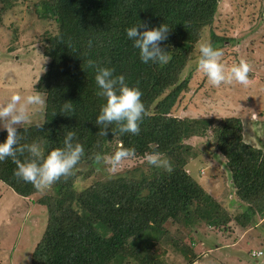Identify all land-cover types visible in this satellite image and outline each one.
<instances>
[{
    "label": "trees",
    "instance_id": "1",
    "mask_svg": "<svg viewBox=\"0 0 264 264\" xmlns=\"http://www.w3.org/2000/svg\"><path fill=\"white\" fill-rule=\"evenodd\" d=\"M217 1L35 3L37 16L54 20L58 31L44 38V54L50 61L36 84L46 96L44 120L17 127L22 136L19 147L37 143L47 155L62 147L66 133L73 131L83 146L82 158L104 154L110 144L121 142L120 146L133 150L132 156L142 161L123 175L95 181L81 191L74 188V172L44 191L36 202L45 206L47 223L30 253V264H109L123 262L125 257L140 264H159L150 256L149 244L168 238L165 223L169 220L184 228L201 222L224 228L234 220L244 227L255 213L264 211V148L244 141L241 120L178 116L174 110L188 84L181 73L201 31L212 23ZM139 22L148 28L162 23L170 28L161 42L171 56L167 64L140 61L139 50L125 32ZM212 37L211 44L224 40L214 33ZM89 60L114 69L115 76L123 75L129 86L142 92L147 115L138 134L121 135L114 125V134L99 132L94 122L105 101L97 95L95 70ZM64 103H70L71 110L62 111ZM6 135V130L0 131V142ZM193 136L206 137V146L224 157L236 196L248 204L244 211L231 216L188 173V160L199 152L186 141ZM153 152L170 162L171 172L147 164L146 156ZM17 159L25 161L29 153L18 152ZM16 167L10 158L0 161V180L22 197L41 192L14 176ZM120 227L130 231L127 238L117 232ZM172 243L180 252L189 251L191 260L197 257L190 245Z\"/></svg>",
    "mask_w": 264,
    "mask_h": 264
},
{
    "label": "rangeland",
    "instance_id": "2",
    "mask_svg": "<svg viewBox=\"0 0 264 264\" xmlns=\"http://www.w3.org/2000/svg\"><path fill=\"white\" fill-rule=\"evenodd\" d=\"M38 1L0 0V105L13 93L23 97L37 90L36 84L48 67L50 58L44 54V38L56 34L58 24L37 16L35 3ZM217 2L212 23L201 31L181 73L188 84L177 98L174 110L178 116L215 120L238 117L244 141L264 148V0ZM212 33L224 38L212 46L223 52L221 59L226 68L241 60L250 64L247 85L233 83L213 87L198 70L199 44L212 43ZM41 94L46 100L45 94ZM44 107L45 104L29 106L30 120L24 126L42 123ZM205 140L203 136L186 140L199 149L198 154L188 160L186 169L226 212L234 216L244 211L248 204L236 196L224 157L209 149ZM120 144H110L104 154L98 155L100 159L98 156L81 159L73 169L77 191L95 181L123 175L142 161L130 156L113 168L110 158ZM43 193L22 197L0 180V264H30V253L47 223L45 206L36 202ZM165 227L168 238L149 244L150 256L156 257L159 264L161 261L163 264H264V211L255 213L244 227L235 220L224 228H211L203 222L184 228L170 220ZM117 232L126 238L130 235L125 227ZM170 238L180 247L183 243L190 245L197 257L191 260L190 252H180ZM109 264L140 262L125 257L123 262Z\"/></svg>",
    "mask_w": 264,
    "mask_h": 264
},
{
    "label": "clouds",
    "instance_id": "3",
    "mask_svg": "<svg viewBox=\"0 0 264 264\" xmlns=\"http://www.w3.org/2000/svg\"><path fill=\"white\" fill-rule=\"evenodd\" d=\"M169 31L170 28L165 23L148 28L146 23L142 22L125 30L132 46L139 50L140 61L144 64L158 65L167 64L171 60L168 51L161 47V42L167 39ZM89 47H91V41H89ZM198 51L197 68L211 86L218 87L233 83L247 85L248 74L251 71L248 62L241 60L238 64L226 68L221 59L223 52L219 48H214L208 41L201 42ZM88 64L95 70L97 95L103 97L105 101L94 122L99 126L101 135L106 136L108 131L114 134L113 125L121 135L138 134L140 124L147 115L141 100L142 92L137 87L129 86L123 75L115 76L114 69L100 66L92 60H89ZM44 104L45 97L40 91L35 90L23 97L19 93H13L4 104L0 105V128L7 132L5 140L0 142V161L10 158L17 165L14 176L26 183H31L38 191H46L61 178L70 176L84 155L83 146L76 142V134L73 131L66 133L62 147L52 149L47 155H44L37 143L19 147L22 136L21 132L17 131V126L23 128L29 122V106ZM71 108L70 103H64L62 111L71 110ZM24 151L29 153V159L25 161L17 159V153ZM132 155L133 150L121 145L110 158L111 166L115 168L122 160ZM97 159L100 157L98 156ZM146 161L150 166L162 168L167 172L172 171L170 162L162 158L159 153L153 152L147 155Z\"/></svg>",
    "mask_w": 264,
    "mask_h": 264
},
{
    "label": "built area",
    "instance_id": "4",
    "mask_svg": "<svg viewBox=\"0 0 264 264\" xmlns=\"http://www.w3.org/2000/svg\"><path fill=\"white\" fill-rule=\"evenodd\" d=\"M253 254H257V253H254V252H253Z\"/></svg>",
    "mask_w": 264,
    "mask_h": 264
}]
</instances>
